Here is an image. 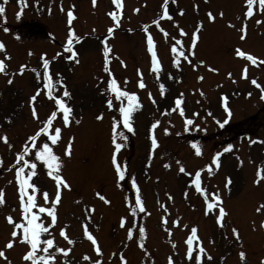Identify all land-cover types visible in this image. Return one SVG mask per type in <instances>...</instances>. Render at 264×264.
Instances as JSON below:
<instances>
[{"label": "rangeland", "instance_id": "374dc122", "mask_svg": "<svg viewBox=\"0 0 264 264\" xmlns=\"http://www.w3.org/2000/svg\"><path fill=\"white\" fill-rule=\"evenodd\" d=\"M162 2L121 0V7L117 8L112 0H96L95 6L92 0H0L5 7L0 15V43L5 45L0 59L9 57L5 60V73H0V135H5L12 145L9 148L0 140V190L5 200L0 205V249L11 238L12 226L5 217L11 215L16 222L21 220L14 180L16 153L54 106L42 87L40 56L45 54L53 95L62 97L67 90L70 95L62 99L72 109L68 127H63L59 118L54 121L62 128V134L53 147L61 157V175L70 185L69 189H62L56 206V223L48 229L55 246L69 249L66 256L50 249L56 256L54 264H91L96 259L101 264H120L121 255L126 264H167L168 257H172L174 264H195L196 245L190 260L183 241L185 232L192 226H197L201 235L199 243L207 253L201 254V264H261L264 228L260 224L264 220V208L260 212L256 209L264 204V180L254 181L257 167H264V100L260 98L264 89V64L259 63L264 60V9L259 0H254L253 15L245 20V0H175V3L170 0L167 11L172 19L169 20L162 18ZM69 8L75 17L71 25L67 23ZM110 11L118 12L116 21L107 15ZM209 12L214 20L208 19ZM153 20H157L163 32ZM22 23L21 28L13 29ZM41 27H45L51 41L34 38L38 35L44 38ZM69 27L80 37L72 44L77 53L72 60L66 58L70 53L63 47ZM109 27L113 28L111 36L107 33ZM242 27L246 28L243 40ZM180 29L185 35H180ZM193 31L198 35L194 55L188 60L181 57L174 65L171 47L175 39L181 40L187 54ZM148 35L154 41L160 64L158 73L150 71ZM105 44L110 48L112 76L122 90L136 93L140 105L131 114V132L119 119L121 101L105 91L108 78L103 71ZM237 48L255 56L258 63L253 65L246 57H237ZM58 52L60 55L56 56ZM21 64L25 65L22 74ZM245 65L247 73L242 78ZM9 79L11 83L7 82ZM141 79L144 88L138 86ZM253 79L260 88L251 83ZM57 80L61 83H56ZM160 85L164 86L163 95ZM37 87L41 92L34 106L39 120L33 119L28 103ZM177 98L182 99L183 116L175 105ZM109 100L114 105L112 109L107 107ZM223 105L229 108L230 116ZM98 115L102 119L97 120ZM114 119L117 143L121 144L117 160L125 173V178L119 181L111 164ZM186 119L193 121L187 130ZM156 121L159 123L152 129ZM246 133L249 137H245ZM150 135L157 141L155 148ZM69 138H72L71 154L64 156ZM193 144L200 149V155L195 154ZM229 144L232 148L225 151ZM217 152L221 153L218 168L211 163ZM29 155L34 154L30 151ZM37 164L32 182L40 189L37 202L43 203L42 192L53 196L55 184L42 164ZM181 166L184 173L179 171ZM206 166L211 167V175ZM196 170H201V184L209 199L214 192L222 198L227 213L223 227L216 224L218 209L205 215L204 197L191 183ZM227 178L231 183L225 188ZM133 181L138 193L132 188ZM97 193L110 203L105 204ZM137 194L145 212L136 209L133 214ZM41 217L45 226L51 222L46 214ZM121 217L125 220L123 227ZM159 217L164 220L160 221ZM173 220H178L177 225H173ZM84 225L97 239L100 255L83 237ZM62 227L73 244L59 235ZM130 227L132 239L127 238ZM141 227L145 229L143 238L139 236ZM233 228L238 230V238L233 235ZM45 238L49 236L43 234L42 239ZM25 250L26 245L21 243L4 249L6 259L0 258V264H28L21 259ZM240 252L245 253L244 261ZM85 255L89 260L83 259Z\"/></svg>", "mask_w": 264, "mask_h": 264}, {"label": "snow or ice", "instance_id": "6c2138e0", "mask_svg": "<svg viewBox=\"0 0 264 264\" xmlns=\"http://www.w3.org/2000/svg\"><path fill=\"white\" fill-rule=\"evenodd\" d=\"M170 0H163L162 4L160 5L161 9H163V16L162 18H167L169 20L172 19V17L169 15V12L167 11V5L169 4ZM171 2L175 3V0H171ZM93 6H95L96 0H92ZM112 3L116 5L117 8L121 7V0H112ZM245 4L247 5V8L244 12V19L251 17L253 15V4L254 0H245ZM259 5L262 9H264V0H259ZM63 11V9H61ZM181 10V14H182ZM5 7L3 3H0V15L4 14ZM17 17L20 16V12L16 13ZM113 21H116L118 19V12L110 11L107 13ZM208 19L214 20V16L211 12L208 14ZM220 15H223L221 13ZM74 13L71 8L67 10V23L68 25L72 24V21L74 19ZM152 23L156 25L157 28H160L159 23L157 20H153ZM257 23H260L259 20H257ZM147 26H145V29ZM199 30V25H197V31ZM7 31V29H5ZM160 31H164L162 28H160ZM197 31H193L191 34V43L188 47L187 54H185L182 42L180 39H175V44L171 47V52L173 54L172 56V63L174 65H177L180 61V58L182 57L184 60H188L190 56L194 55L193 48L195 47L198 35ZM242 35L241 39H245L246 36V28L242 27L240 29ZM108 36H111L113 34V28L109 27L107 29ZM164 35L167 36L168 33L164 32ZM180 35H185L184 30L180 29ZM80 37L76 36L72 27L68 28L67 31V39L65 44L63 45L65 52H69L70 55H68L66 58L68 60H72L74 57L77 56L76 51L73 50L72 44L73 42H78ZM107 37H105V40ZM103 43V42H102ZM5 49V45L3 43H0V51H3ZM147 52L150 55L151 58V68L150 71L154 73H158L160 71V64L158 61V57L156 54V51L154 49V41L151 35L147 36ZM109 53L110 48L105 44L103 47V71L108 74L107 78V87L105 89L106 92L110 94H114L116 101H121V104L118 108L119 112V119L122 121L124 128H126L129 132L133 130L132 124L130 122L131 114L132 112L139 108L140 105L137 100L136 93H130L128 91L122 90L118 84L116 79L112 76L110 69H109ZM31 55V53H29ZM60 53H56V56H59ZM235 55L237 57H246L248 61H250L253 65H256L258 63L257 58L251 54L245 53L244 51L237 48L235 50ZM9 57L5 56L4 59H0V73H5L6 70V63L5 60ZM55 59V57H53ZM40 60L42 61V68H43V79H42V87L45 90L44 95L51 101L54 102V106L51 109V111L46 115V118L42 121H40L39 126L34 131L33 134L29 135L27 139L24 141V145L21 147V150L16 153L15 161L14 163L17 165L15 167V174H14V180L15 184L17 185V192H18V203H19V209H20V216L21 220L20 222H16L11 215H7L5 217L7 223L11 225V231H10V239L6 241L4 244V249H10L14 246L15 243H21L26 245V250L24 251L21 259L28 262V264H54L56 260V256L53 254L52 251H49L50 249H53L55 253H63L65 256L67 255L69 249L67 248H61L58 246H55L54 240L51 237V234L48 232V229L51 228L56 223V206L59 203L61 199V191L62 189H69L70 185L67 183V181L63 178L61 175V168H62V161L61 157L58 156L55 151L54 147L58 144V142L61 139L62 134V128L58 127L54 124V121H56L58 118L62 120V126L68 127L71 122V115H72V109L70 106L67 105L66 101L62 99V97H68L70 94L67 90L63 91L62 97L60 95H53V82L52 78L49 75V60L45 58V54H41ZM201 63H203L201 61ZM259 63L264 64V60H260ZM121 64H123V61H121ZM195 67V65H193ZM25 70V65L21 64L19 66V72L22 74ZM215 71V69H211ZM32 71H36L35 69H32ZM247 73V65L244 66L242 69V78L246 76ZM59 75V74H57ZM137 75H141L140 70L137 69ZM229 75H231L229 73ZM199 79V78H198ZM8 83H11V80L9 79L7 81ZM56 83H61L59 80L56 81ZM138 86L140 88H144L145 85L141 80L138 82ZM253 85H255L257 88H260L261 86L257 83L255 79L251 81ZM161 95L164 94V86L160 85ZM41 92V88L37 87L35 90V93L29 98L28 103L31 106V114L33 119L39 120L38 113L34 106V101L37 100V97L39 96ZM150 95V94H149ZM260 98L264 100V89H261V96ZM127 100V103H123V100ZM225 100V97H221V101L223 104V101ZM182 103L181 98H177L175 100V105L178 109H180V115L183 116L184 112L183 109L180 108V105ZM113 103L111 100L107 102V107L109 109L113 108ZM224 106V111L229 116L231 115L229 108L226 105ZM97 120L102 119V115H98L96 117ZM79 123V121H77ZM159 121H156L151 125L152 129H155L157 127V124ZM185 128L187 130L188 125H191L193 121L191 119H186L184 121ZM224 123H227V120L224 121ZM111 131H112V144L114 145V150L112 151L111 155V164L114 168L115 176L117 180H123L125 178V173L122 170L120 164L117 160V152L121 148V144L117 143V122L114 119L111 125ZM151 131V130H150ZM167 131V129H165ZM120 137L123 138V134L119 133ZM44 137V139L41 141L40 138ZM149 139L151 140V145L153 148L157 146V141L153 136H149ZM0 140L4 141V143L8 144L7 137L5 135H0ZM71 144H72V138H69L66 146L63 149L64 156H70L71 154ZM8 147L11 148L12 145L8 144ZM192 147L195 149V154L200 155L201 151L200 149L193 144ZM232 148V145H228L225 151H228ZM30 151L34 155H29ZM221 155L220 152H217L215 155L211 158L212 165H215L217 168L219 167V160L218 157ZM28 157L27 159L25 157ZM37 162H40L44 169L47 170V176L52 179V181L55 184V193L53 196H50L47 191L42 192V200L43 203H38L39 193L40 189L38 186L32 182V178L37 174L36 170L38 168ZM179 163V162H178ZM9 167H12L11 165ZM165 167H168L165 165ZM208 168V174L211 175V167L206 166ZM179 171L181 173L185 172L184 167H180ZM261 180H264V167L258 166L256 171V180L254 183H259ZM192 185L195 187V191L199 193L202 197H204V212L205 215H208L210 211L214 209H218V214L215 216L216 224L220 227H223V217L226 216V210L222 206V198L218 192L211 193V199H209V193L205 190L204 187H202L201 184V170L195 171V176L191 180ZM231 183L230 178L226 179L225 188L228 187V185ZM132 188L136 189L137 193L139 192V189L137 188V185L135 181L132 182ZM97 196L100 200H102L105 204L110 203L103 195L100 193H97ZM171 199V197H168ZM5 203V200L3 198V190H0V205H3ZM50 205V206H48ZM162 208H164L163 205H161ZM264 208V204H261L257 207L256 211L260 212L261 209ZM136 209H139L141 213L145 212L141 197L139 194L136 196L135 200V207L132 209V213L135 214ZM165 212H167V209H164ZM92 211V209H89V212ZM41 214H46L47 217L50 218V223H48L45 226L44 220L41 217ZM163 219V218H162ZM166 223V221H164ZM125 220L123 217H121L120 224L121 227L124 226ZM173 225H177L178 220L172 221ZM261 228H264V220L261 221L260 224ZM233 235L238 238V230L233 228ZM47 234L49 238L42 239V235ZM83 237L91 242V246L93 251L97 254H101V249L98 246V241L95 238V236L89 231L88 227L86 225L83 226ZM145 229L141 227L139 229V236L141 238L144 237ZM59 235L63 237L64 240L67 241L68 244H73L74 241L69 239L67 236L65 229L62 227L59 230ZM127 238L132 239L133 238V230L132 228L127 229ZM197 241L196 243V249L198 251L195 252L194 260L195 264H201V254L207 255L205 252V249L200 245L199 238L197 236V228L192 227L190 232L187 234V238L185 239L184 243L186 244V257L188 259L193 258L194 253V247H193V241ZM174 247V245H173ZM4 249H0V258L6 259V254ZM239 256L242 261L245 259V253L240 252ZM211 259V257H208ZM84 260H89V257L85 255L83 257ZM91 264H101V261L99 259H96L91 262ZM120 264H126V260L123 255L120 256ZM167 264H174V261L172 257H168ZM261 264H264V259L261 260Z\"/></svg>", "mask_w": 264, "mask_h": 264}]
</instances>
